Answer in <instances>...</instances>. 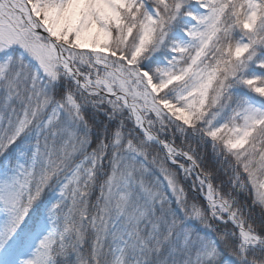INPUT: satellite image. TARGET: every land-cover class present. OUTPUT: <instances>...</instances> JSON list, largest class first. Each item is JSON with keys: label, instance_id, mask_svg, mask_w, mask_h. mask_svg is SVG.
I'll use <instances>...</instances> for the list:
<instances>
[{"label": "snow or ice", "instance_id": "6c2138e0", "mask_svg": "<svg viewBox=\"0 0 264 264\" xmlns=\"http://www.w3.org/2000/svg\"><path fill=\"white\" fill-rule=\"evenodd\" d=\"M0 264H264V0H0Z\"/></svg>", "mask_w": 264, "mask_h": 264}]
</instances>
